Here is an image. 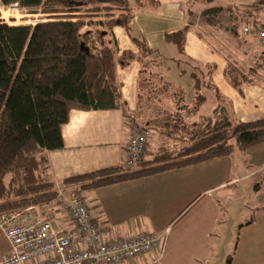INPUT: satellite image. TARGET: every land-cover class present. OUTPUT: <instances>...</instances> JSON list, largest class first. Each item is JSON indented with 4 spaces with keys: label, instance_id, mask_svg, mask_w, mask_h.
Here are the masks:
<instances>
[{
    "label": "crops",
    "instance_id": "1",
    "mask_svg": "<svg viewBox=\"0 0 264 264\" xmlns=\"http://www.w3.org/2000/svg\"><path fill=\"white\" fill-rule=\"evenodd\" d=\"M191 1L134 0L132 18L125 25L107 27L108 40L116 46L118 58L126 51L139 53L134 40L144 42L150 52L142 54L141 60L117 68L123 102L119 109L70 113V120L62 129L65 148L44 154L56 189L68 179L122 167L131 119L140 127L149 125L144 114L136 111L157 106L169 113L182 109L184 115L189 113L201 122L224 110L234 123L264 120L263 48L257 37L242 33L246 26L264 22V4L256 0H225L228 12L235 10L243 22V41L239 44L244 49L229 54L239 34L238 28L237 33L231 32L236 27L231 23L238 16L230 17L223 26L217 18L226 13L224 7H210L197 0L199 6L193 8ZM178 31L185 32L182 54L166 40L167 34ZM228 66L236 68L242 77L240 89L226 79ZM187 76L195 94L188 100L181 88L183 84L175 80ZM205 92L214 96L210 116L201 114L207 101ZM197 94L204 99L197 98ZM155 97L160 101L154 103ZM154 143L155 139L149 141L151 146ZM242 154L244 160L240 161L234 153L232 157L110 185L98 192L90 190L92 207L102 213L118 236L168 232L166 252L158 264H225L229 255L233 256L231 264H264V144ZM248 180H255V186L247 189L243 182ZM195 185H201V196L193 204L188 202L186 193L189 186ZM241 191L251 203L248 206L240 201L239 211L244 217L246 210L251 214L247 220L235 223L222 205L230 206L227 198L236 197ZM230 220L232 226L227 233L224 224ZM9 253L8 243L0 251V258ZM148 262L144 258L124 264Z\"/></svg>",
    "mask_w": 264,
    "mask_h": 264
},
{
    "label": "trees",
    "instance_id": "2",
    "mask_svg": "<svg viewBox=\"0 0 264 264\" xmlns=\"http://www.w3.org/2000/svg\"><path fill=\"white\" fill-rule=\"evenodd\" d=\"M16 3L24 10L42 8L48 17L32 26L0 22V215L55 199L56 185L44 154L65 148L62 129L70 113L119 109L123 102L117 68L150 52L144 42L134 40L139 53L126 51L118 58L116 46L108 40L107 27L125 25L132 18L127 0H0L4 7ZM65 10L74 15L63 14ZM95 18L102 21L93 22ZM236 28L231 32L237 33ZM166 40L184 53V31L167 34ZM82 44L89 54L82 51ZM225 76L240 89L243 79L236 68L228 66ZM197 98L204 99L201 94ZM173 114L183 123L182 150L160 151L148 168L130 171L123 165L63 184L97 190L232 157L236 151L264 144V120L234 123L220 110L199 124H189L182 109ZM232 258L229 255L225 264Z\"/></svg>",
    "mask_w": 264,
    "mask_h": 264
},
{
    "label": "built area",
    "instance_id": "3",
    "mask_svg": "<svg viewBox=\"0 0 264 264\" xmlns=\"http://www.w3.org/2000/svg\"><path fill=\"white\" fill-rule=\"evenodd\" d=\"M7 8L21 9L18 3ZM243 35L257 37L264 50V22L246 26ZM149 134L147 128L130 124L123 161L128 170L145 159ZM56 191L49 204L0 215V233L10 245V253L0 258V264H124L144 258L149 259L147 264L162 261L168 232L118 236L102 213L92 207L88 190L61 185Z\"/></svg>",
    "mask_w": 264,
    "mask_h": 264
},
{
    "label": "rangeland",
    "instance_id": "4",
    "mask_svg": "<svg viewBox=\"0 0 264 264\" xmlns=\"http://www.w3.org/2000/svg\"><path fill=\"white\" fill-rule=\"evenodd\" d=\"M201 3L204 2L205 5L210 6V7H224L225 8V14L221 15L220 17L217 18V23L221 24V25H226L229 23V19L232 16H238L237 20L234 23L231 24H236L238 30H239V34L236 36L237 37V41L230 47L229 54H233V52H237V51H243L244 47L242 45L239 44V42L243 41L242 39V33H241V28H242V20L240 19L241 17L236 13V11L234 10V13H230L228 12V8H227V4L228 1L225 0H200ZM128 5H130L131 7L135 5L134 0H127ZM183 2V0H182ZM189 4L192 5L193 8H198L199 3L197 2V0H192L191 2H189ZM1 7V6H0ZM2 8V12H0V22H7L8 24H11L12 26H32L35 25L37 23L40 22H44L47 20L48 14H46L44 12V9L40 8V9H29V10H24V9H19L17 11H12V9H9L7 7H1ZM81 14H86L85 10H80L79 11ZM74 12H70L68 10H65L63 14H73ZM78 15V14H75ZM11 17H13L14 19H12ZM6 23V24H7ZM7 24V25H8ZM218 33V32H217ZM219 34H221V32L219 31ZM227 47H228V43H227ZM226 47V49H227ZM234 47V48H233ZM233 48V49H232ZM263 54H264V50H263ZM242 57V56H241ZM186 64L184 63L183 66H185ZM264 67V66H263ZM177 84H183L182 85V90L185 93V97L188 99H192L195 94L192 91L191 88V79L187 76L183 79H175ZM159 92V91H157ZM205 95L207 97V101L205 106L201 109V114H203L204 116H210V114H212V103L214 101L213 99V95L209 92H205ZM156 99H152V101L154 103H156V100L159 97H155ZM146 106V105H145ZM159 107V106H157ZM150 109L147 111L144 110H140V111H136V114H144L145 119L148 122V126L147 129L149 131V141L150 140H154L155 139V143L151 146L149 144V148H148V153L145 157V159L134 169L130 170V171H136L142 168H148L152 166V161H154L156 159V157L158 156L160 151L163 150H167L168 152H174L177 150H182L184 148V140H181V127L183 125V123L181 122V117L178 115L176 116L175 114H173L172 112H166L163 109ZM200 115V114H199ZM185 120L187 119L189 123L194 124L195 122H200V120H198L197 118H195V116H190L189 113L188 115L185 114ZM231 120L233 121V119L231 118ZM136 121V120H135ZM132 122V121H131ZM234 122V121H233ZM132 124L136 125L135 122L133 121ZM197 124V123H195ZM146 126V125H145ZM140 127V126H139ZM154 130H156V132H154ZM158 131V132H157ZM154 136V137H153ZM236 159L242 160L243 158V154L240 151H236ZM244 160V159H243ZM250 181V182H248ZM246 182H243V185L246 183V188L248 189L249 186H255L256 182L255 180H248ZM242 186V188H244V186ZM189 189V190H188ZM187 189V198H188V202H194L193 204H195L197 202V200H199L200 196H201V185H195L193 186H189V188ZM97 192L100 191V189L96 190ZM243 191L240 192V195L238 193V195L236 197H229L227 199H229V203L230 206L227 205H222L223 207L226 208L227 213L232 216V220L236 223V220L242 219V221H245L249 218L251 212L249 210L245 211V217L244 215L239 211V202L243 201L245 204H247L249 206V204L251 203L250 200L246 199V196L242 193ZM254 200V199H253ZM252 200V201H253ZM189 210V209H188ZM187 210V211H188ZM186 211V212H187ZM225 212V211H224ZM183 216V215H182ZM181 216V217H182ZM225 225V230L227 233L230 232V227L232 226V221L230 220L228 223L224 224ZM234 233V232H233ZM235 235L232 236L231 241H229V243L231 242L234 243V237ZM226 236L224 235V238ZM224 241V239L222 240ZM8 246V243L6 241V239L4 238V236L0 233V251H3L6 249V247Z\"/></svg>",
    "mask_w": 264,
    "mask_h": 264
},
{
    "label": "water",
    "instance_id": "5",
    "mask_svg": "<svg viewBox=\"0 0 264 264\" xmlns=\"http://www.w3.org/2000/svg\"><path fill=\"white\" fill-rule=\"evenodd\" d=\"M81 49H82V51L86 52L87 54L90 53V50L88 48H86L85 44L81 45Z\"/></svg>",
    "mask_w": 264,
    "mask_h": 264
},
{
    "label": "bare ground",
    "instance_id": "6",
    "mask_svg": "<svg viewBox=\"0 0 264 264\" xmlns=\"http://www.w3.org/2000/svg\"><path fill=\"white\" fill-rule=\"evenodd\" d=\"M8 25H10V24H8Z\"/></svg>",
    "mask_w": 264,
    "mask_h": 264
}]
</instances>
